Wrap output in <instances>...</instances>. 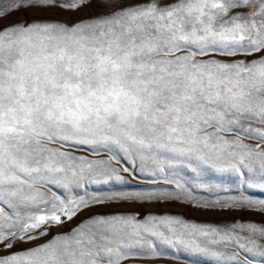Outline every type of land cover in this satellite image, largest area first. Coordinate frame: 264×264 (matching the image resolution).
<instances>
[{"label":"snow or ice","instance_id":"6c2138e0","mask_svg":"<svg viewBox=\"0 0 264 264\" xmlns=\"http://www.w3.org/2000/svg\"><path fill=\"white\" fill-rule=\"evenodd\" d=\"M213 173L264 193V0H0V264H144L162 246L254 264L264 223L96 211L264 215L243 193L193 203ZM142 179L156 187L112 190Z\"/></svg>","mask_w":264,"mask_h":264},{"label":"rangeland","instance_id":"374dc122","mask_svg":"<svg viewBox=\"0 0 264 264\" xmlns=\"http://www.w3.org/2000/svg\"><path fill=\"white\" fill-rule=\"evenodd\" d=\"M89 10H85L79 15H88ZM22 13H18L11 19H19L22 17ZM9 21H4L8 23ZM207 182L212 185H219V188H215L213 191H208L197 187L196 183L192 184L191 196L194 197L193 203L199 201L201 203L205 201H215L216 199L229 200L232 197H239L241 193L255 200L264 199V193L259 190L248 189L242 190L237 188L233 183V179L228 174L213 173L207 178ZM156 185H152L147 182L146 179L141 181H133L130 185H116L113 191H133V190H148L155 188ZM109 190V186L93 185L89 188V193L103 194ZM83 194V189H78ZM124 210H136L142 213L154 212L157 214H173L182 216L185 219L192 220L198 223H210V224H224L231 223L234 220L252 221L256 223H264V215L255 213L252 211H239V210H204L196 209L186 203L182 202H168V203H151L140 205H133L129 209L128 205H120L119 207H107L97 208L96 211L108 212V211H124ZM162 254L157 257H141L144 264H215L212 257L201 255L198 253H192L184 250L183 248L177 250L174 248H167L162 246ZM254 264H264V257L255 256L251 257Z\"/></svg>","mask_w":264,"mask_h":264}]
</instances>
